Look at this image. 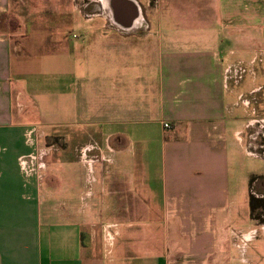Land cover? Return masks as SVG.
Returning a JSON list of instances; mask_svg holds the SVG:
<instances>
[{"label":"crops","instance_id":"1","mask_svg":"<svg viewBox=\"0 0 264 264\" xmlns=\"http://www.w3.org/2000/svg\"><path fill=\"white\" fill-rule=\"evenodd\" d=\"M155 2L0 0V264L256 254L234 170L262 158L264 0Z\"/></svg>","mask_w":264,"mask_h":264},{"label":"rangeland","instance_id":"2","mask_svg":"<svg viewBox=\"0 0 264 264\" xmlns=\"http://www.w3.org/2000/svg\"><path fill=\"white\" fill-rule=\"evenodd\" d=\"M185 1H189V4L192 3V6L194 5V1L190 2L191 0H176V6H180L181 4H183ZM43 3V2H41ZM156 8L157 5L159 8H164L165 7V2L164 0H159V4H157V0L155 2ZM61 6V5H60ZM167 7V6H166ZM158 8V11L161 10ZM166 12V11H165ZM168 12H166L167 15ZM164 15V13H163ZM179 19V18H178ZM176 21L178 22L179 20L176 19ZM186 24H183L182 27L178 30H181L183 32H187V35H191V36H195L196 33V28L192 27V26H188ZM188 27V29H186ZM186 29V30H185ZM189 29H192L194 31H192L191 33H188V31H190ZM185 35V33L183 34ZM263 55V53H262ZM264 57V55H263ZM256 59H258L257 53H256ZM257 64L255 65L257 68H259V63L256 62ZM262 64V63H261ZM264 65V64H263ZM263 67V66H262ZM245 78H244V84H242V86H240L239 89H244V87L249 88L250 86H252V77L249 74H244ZM258 81L261 84H264V80L262 78V75H259ZM264 92V91H263ZM243 93L245 94V97H242L241 100L244 99H248V94H247V90L243 91ZM259 96L261 95L257 93L253 94L252 97ZM252 97H250V102H253L254 100H252ZM252 107V104L250 106V108ZM264 114V113H263ZM261 115V114H260ZM264 118V115L262 116ZM257 120V119H256ZM259 125V126H258ZM262 125V126H261ZM261 125L259 123L256 124V126L264 132V120H262ZM45 136L43 135V138ZM54 140L51 139H45L42 140V145H50L51 143H55L53 142ZM264 141L257 139L256 143L258 144H262V148L260 150H262V152L260 154H258L260 157L262 158H255V157H251V156H242V157H238L237 159V164H236V169L234 170V172H237L238 178L239 179H243L246 180V184H247V178L249 179L250 177V192L249 189H247L246 187V195L248 196V201L246 203V208H245V221L244 222H239L240 217L236 218V216L234 217L235 222L237 223L238 226H234L236 228H238L239 226H243V230H247V229H251L255 230V236L254 238L250 241V243L248 245L251 246V253H253V251H256V254L252 256V258H249V256L247 255L248 258V263L247 264H264V231L259 227V225H257L254 221L253 218H257V222L258 223H264V176H260L258 174H263L264 175ZM250 173H256L257 175H251ZM253 185V186H252ZM251 193V194H250ZM234 211V209H232ZM250 248V247H249ZM249 250V249H248ZM248 252V251H247ZM237 255V254H236ZM236 263V261H234L232 264ZM238 264V263H237Z\"/></svg>","mask_w":264,"mask_h":264},{"label":"built area","instance_id":"3","mask_svg":"<svg viewBox=\"0 0 264 264\" xmlns=\"http://www.w3.org/2000/svg\"><path fill=\"white\" fill-rule=\"evenodd\" d=\"M257 60V59H256ZM239 71L242 73V72H244V70H243V68H241L240 67V69H239ZM240 73V74H241ZM164 127H168V124L167 123H164ZM28 139H30V140H32V136H33V134L35 135H38V137L39 138H43V131H41V130H38V129H31V130H29L28 131ZM32 142H33V144H34V146H35V150L38 152L37 154H36V156L34 155V156H32V158H35L36 160H38V157L40 156V155H42V156H45V155H47V154H49V152H50V150H52L53 149V146L52 145H48V146H46V145H42V146H40V143L39 142H37V141H33L32 140ZM84 152V151H83ZM86 157V156H85ZM87 159L88 158H85V161H87ZM30 161H31V159H30ZM29 163V161H26L24 158H21L20 159V164L22 165V169L24 170V171H26V172H29V171H31V170H36V168H40L41 167V163H37V165H39V167H36V166H31V165H29L28 164Z\"/></svg>","mask_w":264,"mask_h":264}]
</instances>
